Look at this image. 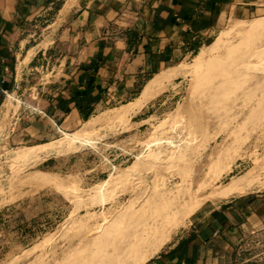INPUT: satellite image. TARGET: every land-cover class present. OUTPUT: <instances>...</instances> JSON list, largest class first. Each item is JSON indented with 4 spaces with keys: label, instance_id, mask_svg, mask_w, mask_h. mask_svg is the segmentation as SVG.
I'll return each instance as SVG.
<instances>
[{
    "label": "rangeland",
    "instance_id": "obj_1",
    "mask_svg": "<svg viewBox=\"0 0 264 264\" xmlns=\"http://www.w3.org/2000/svg\"><path fill=\"white\" fill-rule=\"evenodd\" d=\"M205 43L146 76L135 103L42 142L13 138L50 97L55 60L19 71L0 104V264H136L201 212L264 194V14ZM241 245L229 264H264V231Z\"/></svg>",
    "mask_w": 264,
    "mask_h": 264
},
{
    "label": "crops",
    "instance_id": "obj_2",
    "mask_svg": "<svg viewBox=\"0 0 264 264\" xmlns=\"http://www.w3.org/2000/svg\"><path fill=\"white\" fill-rule=\"evenodd\" d=\"M56 6L51 24H59L49 31L51 25L42 24ZM64 7L68 12L60 18ZM261 14L264 0H0V104L37 56L55 60L57 77L49 82L50 97L41 95L38 113L13 140L42 142L77 128L110 103H135L145 77H157L192 54L189 43L216 36L225 20ZM130 31L139 39L129 45ZM261 231L264 194L232 196L201 212L145 264H229L245 238Z\"/></svg>",
    "mask_w": 264,
    "mask_h": 264
},
{
    "label": "trees",
    "instance_id": "obj_3",
    "mask_svg": "<svg viewBox=\"0 0 264 264\" xmlns=\"http://www.w3.org/2000/svg\"><path fill=\"white\" fill-rule=\"evenodd\" d=\"M139 39V33L136 32V31H130L129 32V39H128V42H129V45L130 44H133V42H136L137 40ZM205 44V42H202L200 40H195L191 43H189V48H188V51H190L191 53H193L195 56L198 55L200 49L202 48V46ZM143 85L142 84L140 86V89L137 91V96L138 97L143 89ZM88 119V118H87Z\"/></svg>",
    "mask_w": 264,
    "mask_h": 264
},
{
    "label": "bare ground",
    "instance_id": "obj_4",
    "mask_svg": "<svg viewBox=\"0 0 264 264\" xmlns=\"http://www.w3.org/2000/svg\"><path fill=\"white\" fill-rule=\"evenodd\" d=\"M236 29H237V28H236ZM239 33H240V32H239ZM154 82H155V80H153V81H151V82L148 83V85L146 86V89H145L144 93H145L150 87L152 88V85H154ZM44 146H45V145H40V146L36 147L34 150H36V149H37L38 151H39V150H44V149H45ZM37 150H36V151H37ZM27 154H28V153H27ZM22 156L25 157V156H27V155L24 154V155H22ZM11 158H12V157H11ZM237 184H238V183H237ZM237 184H235V185H237ZM235 185L232 184L230 187H228L227 189H225V190H227V192H224V194H223L222 196L226 197V196L232 195V193H234V192L231 191L230 189L233 188ZM238 185H239V184H238ZM222 196H221V197H222ZM159 250H160V248H159V249H155V250H151V252L154 251V252L157 253V251H159ZM150 254H152V253H150ZM148 255H149V254H148ZM148 255H147V256H148ZM147 256L145 255L144 257H141L140 260H137V263H136V264H145V263L148 261V257H147ZM149 256H150V255H149ZM152 256H153V255H152ZM132 260L134 261V259H132ZM132 260H131L130 262H133Z\"/></svg>",
    "mask_w": 264,
    "mask_h": 264
}]
</instances>
